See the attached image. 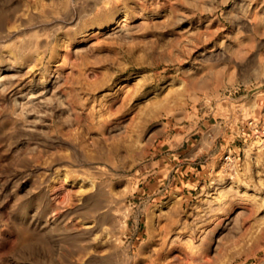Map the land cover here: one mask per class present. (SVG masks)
<instances>
[{
    "label": "rangeland",
    "instance_id": "374dc122",
    "mask_svg": "<svg viewBox=\"0 0 264 264\" xmlns=\"http://www.w3.org/2000/svg\"><path fill=\"white\" fill-rule=\"evenodd\" d=\"M0 264H264V0H0Z\"/></svg>",
    "mask_w": 264,
    "mask_h": 264
},
{
    "label": "bare ground",
    "instance_id": "6f19581e",
    "mask_svg": "<svg viewBox=\"0 0 264 264\" xmlns=\"http://www.w3.org/2000/svg\"><path fill=\"white\" fill-rule=\"evenodd\" d=\"M35 91V90H34ZM34 100V99H33Z\"/></svg>",
    "mask_w": 264,
    "mask_h": 264
}]
</instances>
